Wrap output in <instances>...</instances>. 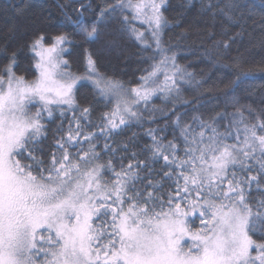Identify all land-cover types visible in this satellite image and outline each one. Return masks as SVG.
I'll return each mask as SVG.
<instances>
[{
	"label": "snow or ice",
	"instance_id": "1",
	"mask_svg": "<svg viewBox=\"0 0 264 264\" xmlns=\"http://www.w3.org/2000/svg\"><path fill=\"white\" fill-rule=\"evenodd\" d=\"M167 7L168 0H115L90 25L82 12L75 20L63 12L73 33L40 32L27 45L37 73L31 80L15 70L18 50L0 46L7 59L0 67V264H264V118L248 104L235 108L222 131L227 112L183 120L176 105L192 101L182 98L180 82L199 89L208 81L178 65L175 52L156 61L172 51L164 41L173 26ZM202 10L241 29L234 35L222 29L228 39L213 40V48L227 50L242 36L248 17L237 0L223 7L209 0ZM117 17L120 31L152 53L143 57L153 64L138 87L102 72L91 49L75 52V36L96 43L101 27ZM169 61L173 72L161 82ZM73 62L83 70L74 71ZM239 82H230L233 106ZM85 84L94 98L116 100L98 122L94 107L77 100ZM158 94L170 109L151 106ZM170 116L172 139L163 135L166 125L149 127L150 143L139 151L135 133L115 144L123 129ZM57 120L46 143L48 124ZM257 231L260 239L253 238Z\"/></svg>",
	"mask_w": 264,
	"mask_h": 264
},
{
	"label": "trees",
	"instance_id": "2",
	"mask_svg": "<svg viewBox=\"0 0 264 264\" xmlns=\"http://www.w3.org/2000/svg\"><path fill=\"white\" fill-rule=\"evenodd\" d=\"M208 2L209 0H190L189 6V0H168L165 15L173 26L165 31L164 41L172 51L163 53L162 56L164 54L171 56L175 52L178 65L194 73L196 80L208 81L199 89L194 83L189 85L180 82L182 98L192 103L177 104V113L184 114L183 120L190 122L194 115H203L207 118L216 113L227 112L226 119L220 121L222 131L223 125L232 118L231 113L238 106L250 104L264 118V0H237L243 6L248 20L242 36L230 41L227 50L223 47L213 48V40L228 39L222 34L224 28H227L229 35H234L241 29L228 24L222 15L217 14L213 18L210 12L203 11L202 4ZM210 2L223 7L226 0H210ZM113 3L115 0H0V46L6 44L9 51L18 50V66L15 69L17 74H22L29 80L34 79L37 73L27 45L35 34L73 33L74 28L63 12H67L73 20L77 18L79 12H82L85 25H90L98 18L102 8ZM59 5L66 6L63 12ZM81 5L84 7L82 8ZM17 8H23V13L17 14ZM126 14L131 18L130 13ZM133 23L136 25L135 22ZM209 32L215 34L213 39H209ZM74 38L76 53L82 51L81 45L83 48L91 49L97 58L100 70L108 75H115L127 88L138 87L140 77L151 71L153 61L143 58L145 55H151V51L141 52L140 45L129 39L127 33L120 31L119 17L101 27L100 39L96 43L84 44L82 37ZM111 42H115L116 47H108ZM205 49L208 50L207 54H204ZM159 58L156 56V61L160 60ZM237 60H239L238 65ZM6 63L5 55L0 53V67ZM73 70L83 69L81 65L73 62ZM242 73L249 74L251 78L244 79ZM209 77L211 79H208ZM237 77H240V82L235 87L234 95L239 99V105L233 106L230 102L233 85L230 82ZM209 88L211 90L206 91ZM77 100L81 105L94 107L95 122H98L100 113L110 112L114 107L113 101L108 103L94 98L93 90L87 84L77 91ZM166 105L168 109L172 107L163 98V94L153 97L151 102V106L158 108H165ZM162 115L157 113L158 117ZM245 117L255 119L254 116H249L246 109ZM174 119V116L167 119L159 118L156 123H145L143 127L134 124L123 129L120 135L114 138L115 144L119 145L122 141H127L135 133L139 145L136 150L139 151L140 147L150 143L149 138L144 135L149 127L165 128L166 125L163 135L170 140L174 132ZM58 123L57 120L48 124L49 141L46 143L51 142L52 132ZM99 143L102 145L103 140L101 139ZM107 159L108 156H102L101 162ZM110 176V173H106L105 178ZM199 226V220L193 218V229ZM260 235L261 233L257 231L253 234V238L260 239Z\"/></svg>",
	"mask_w": 264,
	"mask_h": 264
},
{
	"label": "rangeland",
	"instance_id": "3",
	"mask_svg": "<svg viewBox=\"0 0 264 264\" xmlns=\"http://www.w3.org/2000/svg\"><path fill=\"white\" fill-rule=\"evenodd\" d=\"M135 23H136V25H137V28H139L140 30H144V29H146V25H142V24H140L138 21H134ZM165 55V54H164ZM163 55V56H164ZM158 58H159V56H160V60L163 58V56H162V54H157L156 55ZM160 60H158V61H160ZM157 61V62H158ZM168 73L169 75H171L172 74V72H173V69H172V67H171V62L169 61V63H168V66L167 67H164V68H162V70H161V74H160V76H159V80L161 81V82H163V80H164V75H163V73ZM113 101V109L115 108V106H116V100L115 99H113L112 100ZM33 111H35V109H33Z\"/></svg>",
	"mask_w": 264,
	"mask_h": 264
}]
</instances>
